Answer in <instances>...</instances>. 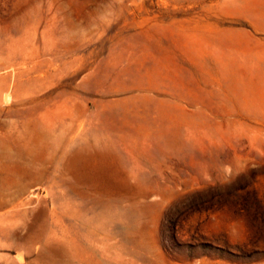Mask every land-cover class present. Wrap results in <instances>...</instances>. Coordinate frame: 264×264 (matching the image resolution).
Segmentation results:
<instances>
[{"label": "rangeland", "instance_id": "obj_1", "mask_svg": "<svg viewBox=\"0 0 264 264\" xmlns=\"http://www.w3.org/2000/svg\"><path fill=\"white\" fill-rule=\"evenodd\" d=\"M5 143L0 264H264V0H0Z\"/></svg>", "mask_w": 264, "mask_h": 264}, {"label": "bare ground", "instance_id": "obj_2", "mask_svg": "<svg viewBox=\"0 0 264 264\" xmlns=\"http://www.w3.org/2000/svg\"><path fill=\"white\" fill-rule=\"evenodd\" d=\"M9 148L10 147L7 143H5V146H0V165L3 163L6 169H8L9 165L12 163L13 160L10 156Z\"/></svg>", "mask_w": 264, "mask_h": 264}]
</instances>
